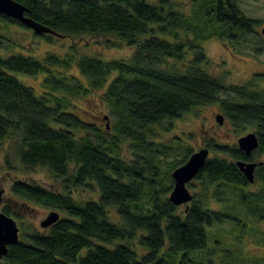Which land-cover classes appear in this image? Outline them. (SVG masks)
I'll use <instances>...</instances> for the list:
<instances>
[{"label":"trees","instance_id":"obj_1","mask_svg":"<svg viewBox=\"0 0 264 264\" xmlns=\"http://www.w3.org/2000/svg\"><path fill=\"white\" fill-rule=\"evenodd\" d=\"M15 1L31 20L63 37L88 35L107 47L123 42L133 51L127 59L79 57L82 78L68 73L71 54L0 55V146L18 139L21 164L46 167L62 186L55 193L30 181L10 185L22 209L9 203L1 211L20 221L19 240L0 264L231 263L230 245L253 229L249 221L264 223V160L256 162L253 183L236 165L264 152V90L253 82L226 85L210 74L201 42L250 32L254 20L228 0H199L192 7L178 0ZM8 24L24 26L0 14V49L9 46L3 30ZM14 72L42 74L41 92L24 86ZM94 93L107 108L108 127L77 115L74 100ZM211 103L219 104L233 127H252L259 146L248 157L235 144L210 138L212 156L187 184L192 199L180 209L166 193L173 187L170 172L186 162L191 148L164 168L167 147L151 127L168 130L174 119ZM85 189L95 197L78 201L73 194ZM32 205L61 215L56 211L59 219L41 232L23 222V209ZM223 222L231 224L223 236L233 242L222 255H212L217 249L207 248L208 228ZM133 239L146 250L140 258Z\"/></svg>","mask_w":264,"mask_h":264},{"label":"rangeland","instance_id":"obj_2","mask_svg":"<svg viewBox=\"0 0 264 264\" xmlns=\"http://www.w3.org/2000/svg\"><path fill=\"white\" fill-rule=\"evenodd\" d=\"M195 6L199 0H178ZM230 4H235L240 12L251 20H254L253 29L250 32H236L231 38L226 36H212L201 42V46L208 56L209 63L205 66L206 70L213 76H218L223 79L226 85L243 86L249 83H255V87L264 90V35L261 34V29L264 27V0H228ZM2 31V29H0ZM5 36L10 38L8 47L0 49L1 56H8L15 53H21L28 56H33L41 59L45 52L51 51L60 56L66 54L73 55V65L68 73L74 74L80 78L81 75L76 67V61L83 55L96 56L104 60L109 59H127L133 51V47L127 46L120 42L116 46L107 47L101 39H93L88 35L73 36V37H57L54 34L47 39L33 35V31L24 26L10 25L5 27ZM72 46H74L72 48ZM24 86L33 88L36 94L41 92L42 74L35 76L23 75V73H12ZM252 88V87H251ZM228 94H222V97ZM229 96V95H228ZM78 109L77 115L83 119L94 122L103 127L105 124L109 126V118L107 108L101 103L98 94L87 95L86 97L75 99ZM223 116V123L218 124L216 115ZM167 124V122H166ZM152 131L158 134L157 140L163 143L166 157L164 168L169 162L181 160L187 149L191 148V153L201 148H207L206 143L210 138L217 142L235 144L237 146L238 137H241L249 132H254L252 127L244 126V128H235L231 122L225 118L220 112L218 103H211L206 106L195 107L190 112L184 114L179 119H174L168 130H161L159 125L151 127ZM18 139L11 138L6 140L0 146V190L3 193L0 201V211L3 205L11 204L18 211H21L19 204L13 202L9 189L10 185L15 181L33 182L55 192L62 193L60 179H55L46 167L36 166L34 168H25L17 156V141ZM211 140V139H210ZM209 149V148H208ZM190 155V153L188 154ZM209 156L212 152L209 150ZM189 157V156H188ZM187 160V158H186ZM264 160V152L255 156L254 161ZM165 182V181H164ZM189 189V193L192 189ZM256 185H252L250 190L255 191ZM169 190L166 194L169 196ZM78 201L86 200L89 197H95L89 190H78L74 194ZM30 210H24L25 216L23 222L40 230V222L46 218L49 212L57 211L42 208L32 205ZM184 205H180L182 209ZM211 207H216L212 204ZM236 208L234 212H238ZM60 213L59 211H57ZM61 215V213H60ZM239 217V215H238ZM13 218V217H12ZM15 219V218H14ZM117 223V219H111ZM18 227L20 221L15 219ZM231 226L228 222H223L221 227L208 228V250L217 249L212 255H222V251L228 248L226 243H232L231 238H224V230ZM249 230L243 237L240 243L230 245L233 258L229 264H264V244L262 242L264 233L263 221L250 220ZM220 243L215 244L216 241ZM131 248L137 253L140 258L146 252L137 239L130 241ZM241 249V250H240ZM222 250V251H221ZM217 258V257H216ZM218 260V259H217ZM169 264H172L169 262Z\"/></svg>","mask_w":264,"mask_h":264},{"label":"water","instance_id":"obj_3","mask_svg":"<svg viewBox=\"0 0 264 264\" xmlns=\"http://www.w3.org/2000/svg\"><path fill=\"white\" fill-rule=\"evenodd\" d=\"M27 8L15 0H0V14L17 20L27 28L31 29L37 34H51L57 37H63L62 35L54 32V30L40 24L30 17L26 16ZM261 34L264 35V27L261 29ZM216 121L218 124L223 123V116L221 114L216 115ZM108 127V126H107ZM259 146L258 137L255 132H249L237 140V149L242 151L249 157L252 152ZM209 156L208 148H201L192 152L187 158L186 162L177 166L171 173L173 180V187L170 191L168 200L175 206L187 205L192 199V194L189 193L187 184L195 178L197 171L204 165L207 157ZM238 169L244 174L248 182L254 181V168L257 163L255 161H236ZM3 190H0V201ZM59 219V214L56 211L48 213L45 219L40 222L42 228H47L52 223H55ZM15 219L0 211V260L7 253L8 246L17 243L19 240V227L15 223ZM147 264H154L149 262Z\"/></svg>","mask_w":264,"mask_h":264}]
</instances>
